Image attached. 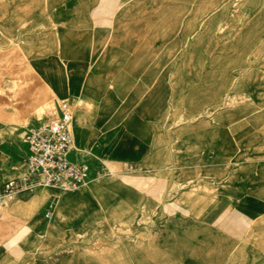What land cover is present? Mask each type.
<instances>
[{"label":"rangeland","instance_id":"obj_1","mask_svg":"<svg viewBox=\"0 0 264 264\" xmlns=\"http://www.w3.org/2000/svg\"><path fill=\"white\" fill-rule=\"evenodd\" d=\"M76 66L120 117L102 132L107 106L75 103L72 155L96 189L3 209L20 248L30 231L19 264H264V162L243 164L264 147V0H0V126L57 108Z\"/></svg>","mask_w":264,"mask_h":264},{"label":"built area","instance_id":"obj_2","mask_svg":"<svg viewBox=\"0 0 264 264\" xmlns=\"http://www.w3.org/2000/svg\"><path fill=\"white\" fill-rule=\"evenodd\" d=\"M73 122L72 105L64 100L53 113L28 125L23 136L27 152L21 164L22 175L6 182L0 194L25 198L47 186L62 192L85 186L91 179L92 168L88 162L72 158ZM52 210L50 206L47 217Z\"/></svg>","mask_w":264,"mask_h":264},{"label":"crops","instance_id":"obj_3","mask_svg":"<svg viewBox=\"0 0 264 264\" xmlns=\"http://www.w3.org/2000/svg\"><path fill=\"white\" fill-rule=\"evenodd\" d=\"M68 72L70 74L69 80L68 81L65 80L63 83L59 81L58 84L56 85L57 86L56 88L59 90L60 94L69 96L65 100L70 101L73 110H76L75 103H77L79 99H83L85 103L87 102L86 100H90L91 103L107 106L106 109L108 112L104 107V111L106 112L102 113V117L99 120L100 121L99 124L101 125L102 128L103 126H105L106 129L109 130L108 129L109 124L116 122L117 120H119L120 117L118 114L112 116L109 113L111 110L109 106L116 105L117 104L116 100L99 96L96 90H94L95 88L92 85L93 82L91 81L89 82L88 80H85L86 72L84 69L82 70L81 68L76 66L74 70H68ZM93 74L95 78L98 75H102L103 70L96 69L93 72ZM71 98H74V100H72ZM79 108L80 107H78V109ZM25 128L26 127H24V131H19L16 130L15 128H9L6 125L0 126V190L6 182L17 179L22 175L21 164L27 152V147L24 144L22 137V133L25 132ZM106 129L103 128L102 132H104ZM118 130L119 129L117 128L113 129L112 130L113 132L109 133L108 136L106 137H103V134L101 135L102 137L99 138L100 146H102L101 151L105 149L107 144H111L114 141L112 140L113 138L114 139L117 138L119 134ZM104 142L107 144L103 145ZM119 142H121L120 147L125 148V150L122 149L121 151L130 152V153L132 152V154L134 155L135 153H137V151L140 150V147L143 144L133 137L125 138L124 140ZM137 146L139 147L137 148ZM253 147L254 146H252V150L250 151V159L243 163L247 167H251V169L257 168L260 162H264V147L263 150L261 151L254 150ZM72 158L76 161L88 162L84 158L79 157V159H77L74 155H72ZM90 166L92 168V174H93V167L91 164ZM249 184L258 185L259 184L258 177L255 175L252 176V179L250 180ZM253 190L254 189L252 188L250 197H247L246 200L251 202L254 200H259L258 197L253 196ZM262 192L264 193V186L262 188ZM3 197L5 196L0 194V212H1L0 213V264H19L20 249L23 251V253H30V242L27 244L24 243V239L26 238V236L30 231L27 230L26 232L27 234L25 238L21 241V248H20V241L18 237V226L17 225L6 226V222L4 223L3 209L5 208H3V204H2ZM262 199L264 200V197ZM9 209H10L9 215L15 218L19 211V205L16 204L15 207ZM251 211H256V210L252 209ZM10 216H7V218Z\"/></svg>","mask_w":264,"mask_h":264},{"label":"bare ground","instance_id":"obj_4","mask_svg":"<svg viewBox=\"0 0 264 264\" xmlns=\"http://www.w3.org/2000/svg\"><path fill=\"white\" fill-rule=\"evenodd\" d=\"M78 103H79L80 107H83L84 104H85L83 99H80ZM46 108H47L46 113H45L46 115H49V114L53 113L56 110L55 107H52L50 105L47 106ZM23 134L24 133H22V137H23ZM114 169H115L114 167H109L108 168V171H109L108 174L109 175H114L115 174ZM87 185H88V183L85 186H87ZM48 187L49 188H54V187H51V186H47V188ZM87 187H88V189H89V191L91 193H93L95 191V189H96V186H92V187L91 186H87ZM43 188H46V187H43ZM40 197L41 196L39 194L37 196V198H40ZM19 203H20V201L17 200L16 196H5V197L2 198L3 208H12V207H15L16 204L19 205ZM46 218L49 219V221H47V223H46V228H47L46 232L49 233L50 230H53V229L57 228L58 222L62 219V210H61V208L58 207L55 210V212L53 214H51L50 216H48V217H47V214H46Z\"/></svg>","mask_w":264,"mask_h":264}]
</instances>
